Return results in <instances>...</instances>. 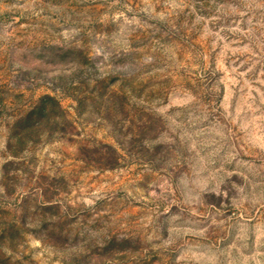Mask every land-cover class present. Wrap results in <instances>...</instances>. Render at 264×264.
Segmentation results:
<instances>
[{"label":"rangeland","instance_id":"obj_1","mask_svg":"<svg viewBox=\"0 0 264 264\" xmlns=\"http://www.w3.org/2000/svg\"><path fill=\"white\" fill-rule=\"evenodd\" d=\"M0 264H264V0H0Z\"/></svg>","mask_w":264,"mask_h":264}]
</instances>
